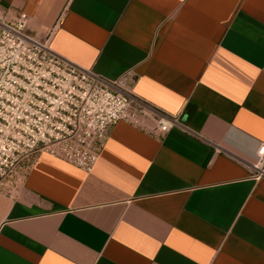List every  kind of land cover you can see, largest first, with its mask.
I'll list each match as a JSON object with an SVG mask.
<instances>
[{
	"label": "crops",
	"instance_id": "0c3cea01",
	"mask_svg": "<svg viewBox=\"0 0 264 264\" xmlns=\"http://www.w3.org/2000/svg\"><path fill=\"white\" fill-rule=\"evenodd\" d=\"M8 21L179 117L115 125L91 173L0 192V264H264V0H0Z\"/></svg>",
	"mask_w": 264,
	"mask_h": 264
},
{
	"label": "built area",
	"instance_id": "2783aa9c",
	"mask_svg": "<svg viewBox=\"0 0 264 264\" xmlns=\"http://www.w3.org/2000/svg\"><path fill=\"white\" fill-rule=\"evenodd\" d=\"M0 9V192L18 187L35 157L46 153L91 173L110 130L125 122L165 135L179 125L124 86L108 82L55 52ZM264 178V144L250 164Z\"/></svg>",
	"mask_w": 264,
	"mask_h": 264
}]
</instances>
